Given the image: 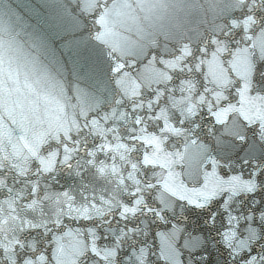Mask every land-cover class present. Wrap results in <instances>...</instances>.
Segmentation results:
<instances>
[{
    "label": "water",
    "instance_id": "95a60500",
    "mask_svg": "<svg viewBox=\"0 0 264 264\" xmlns=\"http://www.w3.org/2000/svg\"><path fill=\"white\" fill-rule=\"evenodd\" d=\"M261 171L264 0H0V264H160V212L229 264L189 206L243 221Z\"/></svg>",
    "mask_w": 264,
    "mask_h": 264
},
{
    "label": "snow or ice",
    "instance_id": "6c2138e0",
    "mask_svg": "<svg viewBox=\"0 0 264 264\" xmlns=\"http://www.w3.org/2000/svg\"><path fill=\"white\" fill-rule=\"evenodd\" d=\"M88 15L93 18L94 22L98 18V12H92ZM99 31L100 25H97V32ZM250 175L251 174H249V176ZM258 179H264V171L258 173ZM240 195H254V192L240 193ZM222 199L223 197L210 198L206 203H202L198 209L196 208V205H190L189 207L200 212L208 213L205 219L206 221H210V223H207L205 226L209 228L216 225L217 217L221 215L226 217L224 227L218 231L219 244L217 246L222 247L225 250L229 264H264V244L260 242L261 237H257L251 243L245 239L249 228H264V207H261L260 202L257 201L253 206L254 210L249 214L248 218L241 221L239 211H234L232 204L224 205L221 203L219 211L213 208V204ZM234 202L235 201H233V203ZM159 216L161 219H159L157 223L165 226L163 230H157V232L154 233V235L159 237V247L157 251L160 258V264H183V252L180 251V248L184 247L187 225H184V232L173 239L168 233L171 231L172 225L176 223V221H169L165 217L164 212H160ZM241 224H243L245 228L244 235L241 234ZM196 236L201 237L204 247L208 245V241L203 231H193L187 239L190 240L192 237ZM257 246L258 250L254 251V248ZM196 251L200 250L196 249ZM131 256L132 250H129L126 253L125 259H131ZM174 256L178 259L174 260ZM198 258L203 261V264H209L210 256L206 251H200Z\"/></svg>",
    "mask_w": 264,
    "mask_h": 264
}]
</instances>
